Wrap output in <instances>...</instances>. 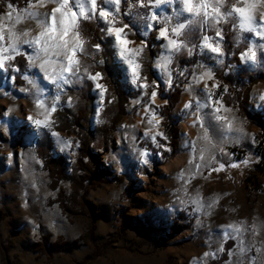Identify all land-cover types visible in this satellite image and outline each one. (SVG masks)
<instances>
[{
    "label": "rangeland",
    "instance_id": "1",
    "mask_svg": "<svg viewBox=\"0 0 264 264\" xmlns=\"http://www.w3.org/2000/svg\"><path fill=\"white\" fill-rule=\"evenodd\" d=\"M61 2L29 0L24 7L14 8L8 0H0V264H79L94 247L100 254L85 264H209L224 252L227 240H232V245L218 264H264V121L255 118L260 115L264 120V82L253 84L249 90L243 105L249 118L233 87L215 76L220 52L213 51L212 35L202 37L196 63L178 70L171 67L176 48L170 41L180 45L179 34L195 14L185 10L183 0L132 1L126 21L121 24L116 19L117 25L112 21L119 4L103 0L98 17L107 24L106 35L111 38L113 62L122 70V82L135 97L106 137V148L95 151L98 162H90L92 171L87 172L78 162L79 132L57 130L53 122L55 111L51 109L64 106L65 100L52 93V86L69 74L65 71L63 77L59 75L61 66L67 65L65 50L54 47L60 29L56 40L46 38L53 45L47 52V45L35 42L44 31L41 25L51 23L52 12ZM79 3L86 15L94 11L91 0ZM238 6H243V0ZM68 8L79 19L84 17L75 0H69ZM101 11L108 13L107 17H102ZM255 14L254 30L241 28L239 17L233 15L237 29L251 35L247 48L240 53L241 63L230 64L226 73H236L254 63L245 57L250 50L255 54L260 50L264 55V34H257L264 33L260 26L264 24V7L258 5ZM127 26L136 28L142 37L155 31V38L163 40L151 64L155 74L152 84L141 76L139 57L146 46L144 39H130L122 32L121 38L130 43L121 46L113 32L114 27L124 30ZM66 39L71 47L75 39L71 31ZM13 42L15 51L10 49ZM20 54L24 62L17 82L9 72L16 70L12 61ZM45 60L49 63L41 68ZM97 73L98 79H91L92 131L99 122L107 91L102 74ZM49 75L57 78L52 80ZM201 77L203 82L199 83ZM175 78L180 81L181 94L170 112L179 126V150L164 156L155 152L159 147L171 151L168 143L158 139L169 141L159 107L167 103ZM97 83L104 89L97 88ZM236 89L240 91L241 86ZM255 89L263 93L261 98ZM37 101H42L43 107H38ZM218 115L232 122L231 130L225 121L216 119ZM190 119L194 122L186 134L184 124ZM206 132L208 139H204ZM45 133L52 145L40 157L34 143ZM60 158L65 161L60 162ZM47 159L56 164L54 177ZM217 165L224 167L215 171ZM81 176H87L83 183L78 182ZM131 181H136V186L127 194ZM91 211L96 214L94 241L88 238L73 252L52 256L42 248L43 242L52 243L59 237L66 241L81 238ZM179 213L184 214L179 228L184 227L170 233Z\"/></svg>",
    "mask_w": 264,
    "mask_h": 264
},
{
    "label": "trees",
    "instance_id": "2",
    "mask_svg": "<svg viewBox=\"0 0 264 264\" xmlns=\"http://www.w3.org/2000/svg\"><path fill=\"white\" fill-rule=\"evenodd\" d=\"M29 0H8L10 5L14 8L24 7ZM132 1L136 0H121L115 11V25L118 24L116 19L123 24L126 21L125 13ZM200 0H194V3H199ZM234 0H227V3L221 9V12L229 11V5ZM215 3V2H214ZM103 5V0H96L94 11L79 19L77 31L81 35L83 43V51L77 50L75 53L79 59V71L75 74L69 73L66 78L59 80L52 86V93L58 95L65 100V105L55 110L53 122L55 128L67 133L79 132L80 137V155L78 158L79 165L85 168L87 172H91L89 167L91 163L97 160L96 150L106 148V137L113 131L118 122L127 113V106L131 98L135 97V93L127 88L122 82V70L120 66L113 62V48L111 38L106 35L107 24L102 22L98 17V10ZM195 15V14H194ZM191 15L186 26L179 34L180 45L174 50L171 57V67L175 70L192 66L198 60L197 48L206 34L214 37V44L221 51L217 55L214 66V73L216 78L223 83L233 87V94L241 104V109L250 118L249 112L243 106L248 101L249 90L251 86L257 82H264V55L258 50L254 63L243 66L236 73H226L230 64H240V53L248 46V39L250 32L242 33L237 29V18L235 16L227 17V19L216 20L213 17L200 15ZM193 16V19H192ZM123 36L130 39L142 40L146 42L140 57L141 76L145 78L150 84L155 79V74L151 69L153 58L158 54L162 39L155 38V31L149 36L142 37L136 28L127 26L123 30ZM98 46V47H97ZM23 55H16L12 61L16 66V70L9 72V76H13L14 81H19L20 72L23 68ZM85 69L87 71H85ZM97 72L102 74L103 81L107 86L105 94L104 107L99 115V122L94 131L91 130L89 120L91 113V102L94 94L92 92L93 83L89 78V74L93 75ZM183 81H181L182 83ZM241 86V90L236 89ZM181 94L180 81L175 78L167 93V103L159 107V114L163 117V125L165 126V133L168 142L158 138L162 143H168L171 147L170 153L159 147L155 152H162L164 156L169 154H176L179 150V126L178 122L171 119V109L177 102ZM260 122L262 116L256 115ZM93 145L91 146V144ZM35 150L40 157L48 150L52 142L49 134L45 133L40 138L35 140ZM151 149H153L151 147ZM88 161H84V158ZM64 162V158L59 159ZM91 162V163H90ZM47 164L51 170L50 175L54 177L57 170L54 160L47 159ZM220 169V165L216 166L215 171ZM224 171H222L223 173ZM221 173V174H222ZM87 176H81L78 182L83 183ZM77 179L79 176L76 177ZM76 185L77 180L73 181ZM136 186V181H131L126 187V193L131 194ZM63 195L61 194V197ZM87 203V202H86ZM95 207V206H94ZM66 208V206H65ZM67 209V208H66ZM92 212V211H91ZM184 214L179 213L175 222L171 225L170 233L179 231L180 222ZM91 219L88 220L85 233L79 239L73 241H66L59 237L56 241L49 243L43 242L42 248L46 249L49 255L56 253H70L80 247V241L88 242L96 237V214L92 212ZM89 216V217H90ZM189 226V224H186ZM232 245V240H227L224 243V252H222L217 259L211 260L209 264H218L226 258V251ZM100 254L98 247H94L91 254L87 255L79 264H85L91 261Z\"/></svg>",
    "mask_w": 264,
    "mask_h": 264
},
{
    "label": "snow or ice",
    "instance_id": "3",
    "mask_svg": "<svg viewBox=\"0 0 264 264\" xmlns=\"http://www.w3.org/2000/svg\"><path fill=\"white\" fill-rule=\"evenodd\" d=\"M75 2L77 3V6L80 9V15H84L85 18H87L86 14L84 13V5L79 3V0H75ZM107 2L109 3H114V4H119L120 0H107ZM185 2V6L188 7L189 12L192 11V5L190 3V0H184ZM68 3L69 0H63V2L59 3V6L57 8H55L52 12L51 15V23L48 25H41L42 28H44V31H42L40 33V35L36 38V43L37 44H41L42 42L47 45L46 47H44V51L47 52L49 50L50 47H53V45H49L48 44V39L46 38H51L53 40H56V33L58 28L60 29L59 32V42L56 43L54 45L55 48L57 49H63L65 50V54L67 57V65L66 66H61L60 70H59V75L61 77H63V74L65 71H67L68 73H72L75 74V72H78L79 69V59L76 57L75 53L77 50L79 51H83V43L84 41L80 38V33L79 31H76V29L78 28V24H79V16L76 12L72 11L71 8H68ZM91 4L92 7L94 8L96 5V0H91ZM261 6L264 7V0H246V2H243V6H237L235 7L232 11L235 13H240L241 15V19H242V24L241 27L247 30H252L255 26H256V10H257V6ZM67 8V11H65V9ZM57 14H59V16H57ZM198 14V13H197ZM100 15L102 17H107L108 13H105L103 11L100 12ZM112 23H115L114 21H112ZM261 27H264V24L260 25ZM70 31L73 33L75 39L73 40V44L71 47H69V42L66 39L69 36ZM174 31H176L177 33L179 32V29H174ZM113 32L115 33L117 39L119 40L121 46H126L128 43H130L129 41H126L124 39L121 38V33L123 32L122 28H113ZM264 34V33H261ZM162 35H166V33H162ZM171 46L173 48H177L178 44L175 40L170 41ZM211 47V45H209ZM98 47V46H97ZM10 49L12 51H15L16 49V44L15 42L12 43V45H10ZM3 49H0V52H2ZM213 51L216 52H220L221 50L216 47L213 48ZM121 55H124V52H121ZM246 58H249L251 60H255L256 59V55L254 51H251L249 53L245 54ZM4 59H7L8 57H3ZM130 64L132 63L131 60L128 61ZM49 61L45 60L44 64H41V68H44L46 64H48ZM138 67V66H136ZM85 71H87L85 69ZM133 71H136V68H133ZM100 76L99 73L95 74V75H91L89 74V78L93 79V80H97L98 77ZM49 78L52 80H55L57 77L53 76V75H49ZM209 79H211V77H208ZM201 79H203V77H201ZM97 88L100 89H104V86L102 84L97 83L96 84ZM156 93L153 92L152 96L153 98L155 97ZM37 106L38 107H43V102L42 101H37ZM190 106V104L188 105ZM51 111H55V108L53 107L51 109ZM217 111L219 112L220 109L218 108ZM153 116V120L155 119V113H152ZM217 120L220 121H225L227 124L228 129H232L233 124L230 120H228V118L226 116H217L216 117ZM153 120H149V123H153ZM35 123L37 124H46V121H42V120H36ZM158 123V121H157ZM240 131H242V129H240ZM162 135V133H161ZM153 139H155V137H153ZM204 139H208L207 136V132L205 133ZM202 158V157H201ZM244 163H248L247 161H245ZM232 167H237L238 165L233 164L231 165ZM224 165H220V169H223ZM219 170V169H217ZM227 227L232 228L236 231H238L239 229L237 228V226L235 225H228Z\"/></svg>",
    "mask_w": 264,
    "mask_h": 264
},
{
    "label": "clouds",
    "instance_id": "4",
    "mask_svg": "<svg viewBox=\"0 0 264 264\" xmlns=\"http://www.w3.org/2000/svg\"><path fill=\"white\" fill-rule=\"evenodd\" d=\"M243 2H246V0H243ZM183 3L185 6L184 0H183ZM190 3L192 5L191 13H195L196 15H200L202 11L207 10V9H210V11H204V15L206 17H213L216 20H220V19L226 20L227 17L236 15L239 17V26L241 27L242 19H241L240 13H235L232 11L235 7L240 5L241 0H234V2L229 5L230 10L227 12H221V9L227 3V0H215V3L210 2V0H200V3H193V0H190ZM185 10L189 12L188 7L186 6H185ZM262 18H264V14H262ZM182 26L183 25H181V27ZM257 34L261 35V33H257Z\"/></svg>",
    "mask_w": 264,
    "mask_h": 264
},
{
    "label": "bare ground",
    "instance_id": "5",
    "mask_svg": "<svg viewBox=\"0 0 264 264\" xmlns=\"http://www.w3.org/2000/svg\"><path fill=\"white\" fill-rule=\"evenodd\" d=\"M118 42H119V40H118ZM202 82H203V79L199 83H202ZM255 91H258V97L261 98L263 93L259 89H255L254 92ZM256 94H257V92H256ZM193 122H194V119H190V120H188V122H186L184 124V131L186 134L190 132V127L193 125Z\"/></svg>",
    "mask_w": 264,
    "mask_h": 264
}]
</instances>
